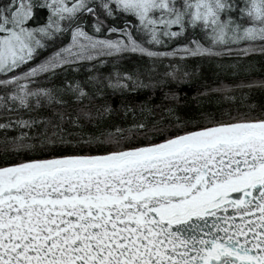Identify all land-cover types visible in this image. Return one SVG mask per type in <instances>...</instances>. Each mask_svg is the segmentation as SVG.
I'll list each match as a JSON object with an SVG mask.
<instances>
[{
    "label": "snow or ice",
    "instance_id": "snow-or-ice-1",
    "mask_svg": "<svg viewBox=\"0 0 264 264\" xmlns=\"http://www.w3.org/2000/svg\"><path fill=\"white\" fill-rule=\"evenodd\" d=\"M0 264H264V0H0Z\"/></svg>",
    "mask_w": 264,
    "mask_h": 264
},
{
    "label": "water",
    "instance_id": "water-1",
    "mask_svg": "<svg viewBox=\"0 0 264 264\" xmlns=\"http://www.w3.org/2000/svg\"><path fill=\"white\" fill-rule=\"evenodd\" d=\"M234 196H236V195H239V194H233ZM230 211H231V209H230ZM237 220H239V217H237Z\"/></svg>",
    "mask_w": 264,
    "mask_h": 264
}]
</instances>
